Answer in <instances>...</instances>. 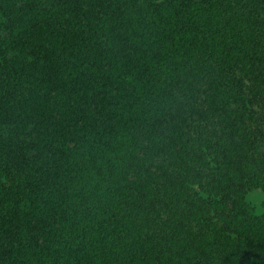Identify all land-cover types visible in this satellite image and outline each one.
Wrapping results in <instances>:
<instances>
[{
  "label": "trees",
  "instance_id": "16d2710c",
  "mask_svg": "<svg viewBox=\"0 0 264 264\" xmlns=\"http://www.w3.org/2000/svg\"><path fill=\"white\" fill-rule=\"evenodd\" d=\"M257 188L264 0H0V264H264Z\"/></svg>",
  "mask_w": 264,
  "mask_h": 264
},
{
  "label": "rangeland",
  "instance_id": "374dc122",
  "mask_svg": "<svg viewBox=\"0 0 264 264\" xmlns=\"http://www.w3.org/2000/svg\"><path fill=\"white\" fill-rule=\"evenodd\" d=\"M246 200L255 207L257 214H264V190L257 188L248 191Z\"/></svg>",
  "mask_w": 264,
  "mask_h": 264
}]
</instances>
